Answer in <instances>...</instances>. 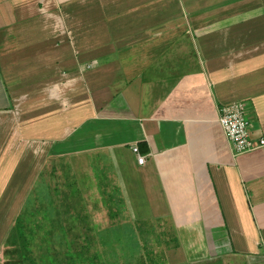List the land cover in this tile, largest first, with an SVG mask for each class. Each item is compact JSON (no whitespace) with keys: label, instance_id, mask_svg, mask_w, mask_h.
I'll list each match as a JSON object with an SVG mask.
<instances>
[{"label":"crops","instance_id":"crops-1","mask_svg":"<svg viewBox=\"0 0 264 264\" xmlns=\"http://www.w3.org/2000/svg\"><path fill=\"white\" fill-rule=\"evenodd\" d=\"M231 104L264 138V0H0V264L71 260L18 231L53 160L76 233L138 264H264V148L233 153Z\"/></svg>","mask_w":264,"mask_h":264},{"label":"rangeland","instance_id":"rangeland-1","mask_svg":"<svg viewBox=\"0 0 264 264\" xmlns=\"http://www.w3.org/2000/svg\"><path fill=\"white\" fill-rule=\"evenodd\" d=\"M76 177H77V181H76ZM76 185H77V192H76ZM35 193L37 195L38 194L51 195L52 200H56V198L58 199L59 197H63L64 200L66 201L65 204L61 205V207L59 204L58 215L61 214L63 218L65 217V219L59 221L54 220L56 216L54 214L55 205L53 206L54 209L53 210L52 209L53 203L52 204L44 203L46 205V208L50 207V209L49 212L48 209H45V213H44L45 221L46 219H48L49 222L45 224V227L48 228L49 230V235L46 237L43 236V242L48 243L49 247L53 248L52 253L54 254H63V257H67L66 254L72 252V254H74L76 257V194L82 195L85 193L83 191V188L81 187L79 176H76V164L72 166L71 164H67V163L66 164L59 163L56 160L50 162L48 168L45 170L44 175L42 176V180L39 183ZM44 218L43 217L41 218V222L44 220ZM38 219L39 218L30 217L28 222H30V224L31 223L37 224L38 222L36 220ZM17 236H18L17 234L13 235L12 233V235H10V237L6 239L4 244L6 245L7 241L9 243L13 242V240H15ZM29 237H30L29 234H27V238ZM30 243L34 244L32 242ZM56 248L59 250H57ZM30 249H31V253H33L32 246L30 247ZM74 255H72L71 258L75 259ZM8 257L11 258L10 260H8V262H10V264H13L14 263L13 260H15V255L9 254ZM176 258L179 259V256L172 257L173 261H180L177 260ZM8 262H6V264H9ZM59 263L71 264L69 263L68 258H64V261H61Z\"/></svg>","mask_w":264,"mask_h":264},{"label":"trees","instance_id":"trees-1","mask_svg":"<svg viewBox=\"0 0 264 264\" xmlns=\"http://www.w3.org/2000/svg\"><path fill=\"white\" fill-rule=\"evenodd\" d=\"M38 196H39V200H40V198H41V200L38 203H34L33 209L25 210L24 214H23V218L18 221V231L21 234L19 236L21 238H23V240H26L27 234L25 232L28 231L27 233L29 234L30 237L27 238V240H29V241L32 240L31 242H34V243L46 244V242H43V236L46 237L49 235V230H48V228L45 227V224L49 223V222H48V219H46V221H45L44 213H45V209H48V212H49L50 207L46 208V205L44 203H47V204L53 203L52 209H53V206L55 205L54 206V208H55L54 214L56 216H55L54 220L59 221V220L65 219V217L63 218L61 216V214L58 215L59 204L61 207V205L65 204L66 201L65 200H58V202H57V200L51 199V195L38 194ZM30 217L39 218L38 220H36L38 223L37 224H32V223L30 224V222H28ZM42 217L44 218V220L41 222ZM83 222L84 221H82V223ZM77 224H78L77 228H79V229L77 230V233H76V243H83L84 242V244H86L84 246V248H86V250H84V251L78 250L76 252L77 261H76L75 255L72 254V252L67 253L66 256L67 257L69 256L71 259L69 261V263H71V264H105L104 259L106 258V261L108 260L109 252L108 251H105V252L102 251L101 252L99 250L92 251L91 248L94 249V247H96V244H104V245L105 244H111V248L114 249L112 251V254H113L115 259H117L118 261L123 259L128 264H138V257L141 256V252H140L139 248L136 246V242L129 244L128 249L126 251L121 252L120 250H116L115 249L116 247L114 245H115V243H118V242L121 243L124 240L123 237H120L119 235L116 234V235L112 236V239H109L102 234L90 235V232L88 230H86V228L80 229L82 227V226H80L81 225L80 220L77 221ZM19 225H20V227H19ZM54 228H56V227H54ZM72 255H74L75 259L71 258Z\"/></svg>","mask_w":264,"mask_h":264},{"label":"built area","instance_id":"built-area-1","mask_svg":"<svg viewBox=\"0 0 264 264\" xmlns=\"http://www.w3.org/2000/svg\"><path fill=\"white\" fill-rule=\"evenodd\" d=\"M218 112L219 123L234 154L240 155L264 148V138L256 141L252 137L251 124L240 105H225ZM133 152L136 154L138 164L143 165L145 158L139 155L138 148L134 147Z\"/></svg>","mask_w":264,"mask_h":264}]
</instances>
